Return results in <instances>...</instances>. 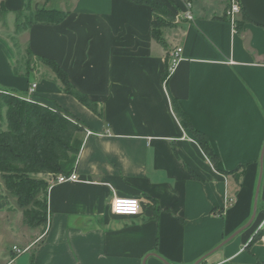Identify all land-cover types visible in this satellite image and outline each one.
I'll return each instance as SVG.
<instances>
[{
    "label": "crops",
    "instance_id": "obj_1",
    "mask_svg": "<svg viewBox=\"0 0 264 264\" xmlns=\"http://www.w3.org/2000/svg\"><path fill=\"white\" fill-rule=\"evenodd\" d=\"M66 1L53 3L66 13L61 23L24 31L28 50L58 64L100 116L52 78L36 82L31 101L82 126L78 180L47 188L45 229L35 228L20 254L12 246L3 264L264 263V237L254 238L264 220V0H237L234 22L225 15L230 0H191L189 11L174 0L179 23L162 29L165 48L151 36L147 6ZM0 5L10 16L27 0ZM6 65L0 52V82L28 98L35 81ZM171 98L206 137L215 166L179 123ZM1 188L0 213L9 201ZM117 197L138 199V216H113ZM255 198L251 227L212 252L249 221Z\"/></svg>",
    "mask_w": 264,
    "mask_h": 264
},
{
    "label": "trees",
    "instance_id": "obj_2",
    "mask_svg": "<svg viewBox=\"0 0 264 264\" xmlns=\"http://www.w3.org/2000/svg\"><path fill=\"white\" fill-rule=\"evenodd\" d=\"M126 1L150 8L154 18L151 23V36L156 43L165 48L161 31L169 28L175 21V15L167 5L162 0ZM31 5L32 0H27L25 10L30 14L27 17L23 16L22 21L16 22L15 31H25L32 25H57L66 16V13L58 9L44 6L32 8ZM228 6L229 4L227 8ZM1 9L0 12L7 13L6 10ZM20 13L15 12L17 16ZM26 58L27 67L32 62L46 66L53 75L51 78L59 84L64 94L72 96L91 113L100 116L97 104L77 92L70 85L64 70L53 60L35 56L30 51L27 52ZM25 75L28 77L27 74ZM166 76L165 72L162 75L165 82ZM22 97L13 89L0 90V184L1 190H5L14 198L16 208L21 211L23 223L31 229L44 230L47 225L48 182L59 175L67 176L74 170L82 144L83 129L78 122L61 112L50 110ZM170 100L172 111L181 126L189 129L198 139L200 149L215 166L217 156L206 137L193 128L178 102L173 98ZM40 197H44V200L40 201ZM261 235H264V232L257 235L256 240H259ZM256 240L253 238L251 242ZM11 253L14 256V253Z\"/></svg>",
    "mask_w": 264,
    "mask_h": 264
},
{
    "label": "rangeland",
    "instance_id": "obj_3",
    "mask_svg": "<svg viewBox=\"0 0 264 264\" xmlns=\"http://www.w3.org/2000/svg\"><path fill=\"white\" fill-rule=\"evenodd\" d=\"M44 0H32L33 6L40 7L43 4ZM71 0H67L66 4ZM171 12L175 15L176 12L180 10V5H176L174 0H162ZM184 5L185 10L192 8L191 0H180ZM56 0H52V8H56ZM2 6L0 5V9ZM3 9V8H2ZM1 9V10H2ZM30 10V9H29ZM31 10H34L31 8ZM28 10L22 11L19 16L16 14L8 15L6 13L0 12V52L4 55L7 69L14 76L26 77L25 74L30 77L31 81H39L40 79H46L53 77L50 70L42 65L39 62H32L28 67L26 65V54L29 51L27 45V38L24 31L17 32L15 31L16 22H20L23 19V16L27 17L29 15ZM179 23L178 17L175 15L174 23L168 28L171 29L175 24ZM173 30V29H172ZM169 31V30H168ZM173 32V31H171ZM173 35H170L171 38ZM7 44H3V42ZM9 44V45H8ZM35 64H37L35 66ZM29 68V70H27ZM30 71V72H28ZM5 76V75H4ZM3 82H6V78H1ZM11 87L7 86L4 83L0 82V90L10 91ZM19 92V91H18ZM21 93V92H19ZM23 98V97H22ZM26 99V98H25ZM41 178V177H39ZM7 193V192H6ZM9 201L7 202L6 208L0 213V264H3L9 257V250L13 248H22L29 240L32 239L37 233V230H33L27 227L22 220V215L20 210L15 206V201L12 196L7 193ZM44 197H40V201H43ZM9 207V208H8ZM254 238H257V235L264 232V227L262 229L256 228ZM264 237V235H261ZM261 238V237H260ZM201 264V262L199 263Z\"/></svg>",
    "mask_w": 264,
    "mask_h": 264
},
{
    "label": "built area",
    "instance_id": "obj_4",
    "mask_svg": "<svg viewBox=\"0 0 264 264\" xmlns=\"http://www.w3.org/2000/svg\"><path fill=\"white\" fill-rule=\"evenodd\" d=\"M239 10H240V7H239V4L237 3V0H230L229 6L226 10V15L229 17L231 22H234L233 16L234 14H237ZM182 17L186 20L192 19L191 14L189 12H186L184 15H182ZM180 53H181V49L178 48L170 54V63H169V67L167 70L166 79L169 78V76L173 73L175 66L180 61V58H179ZM35 89H36V82H31L27 89V93H28V98H26L27 100L30 101L29 98L34 95ZM77 180H78V177L75 171L73 170L71 174L67 176L59 175L56 177V179L49 181L48 187L53 184L76 182ZM139 208H140V202L138 199L117 197V198H114L111 203V214L113 216H118V217H136L139 214ZM263 227H264V220L259 225V229H262ZM13 251L16 252L17 254L21 253V251L17 250L16 248H13Z\"/></svg>",
    "mask_w": 264,
    "mask_h": 264
},
{
    "label": "water",
    "instance_id": "obj_5",
    "mask_svg": "<svg viewBox=\"0 0 264 264\" xmlns=\"http://www.w3.org/2000/svg\"><path fill=\"white\" fill-rule=\"evenodd\" d=\"M264 149V147H263ZM258 191V187L256 189V192ZM255 215H256V198H255V201H254V206H253V212H252V215L249 219V221L242 227L240 228L239 230H237L234 234H232L229 238H227L222 244H220L219 246H217L214 250H212V252L216 251L217 249H219L222 245H224L225 243H227L228 241H230L233 237H235L237 234H239L241 231L247 229L251 223L253 222L254 218H255ZM211 252V253H212ZM201 260H198L197 262H195L194 264H199Z\"/></svg>",
    "mask_w": 264,
    "mask_h": 264
}]
</instances>
